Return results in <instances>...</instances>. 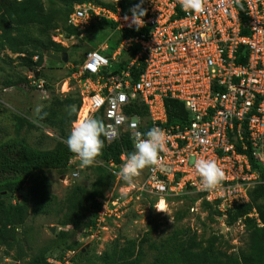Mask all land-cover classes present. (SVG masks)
Listing matches in <instances>:
<instances>
[{
  "label": "built area",
  "instance_id": "1",
  "mask_svg": "<svg viewBox=\"0 0 264 264\" xmlns=\"http://www.w3.org/2000/svg\"><path fill=\"white\" fill-rule=\"evenodd\" d=\"M100 1L115 8L97 0L75 4L68 25L78 35L58 31L52 40L65 46L106 22L115 24L117 31L136 29L125 19L131 12L116 4L120 0ZM144 7V26L136 35L116 48L105 42L100 50L85 54L73 75L82 97L79 115L83 108L82 119L101 115L109 143L131 135L133 117L138 131L161 128L166 147L160 164L144 169L143 187L166 208L170 202H192L197 205L191 207L194 212L209 203L224 217L251 203L253 191L264 184V0H205L198 14L185 12L179 0H145ZM36 73L39 69L30 70L23 85L49 97L45 80ZM15 90L17 86L3 88L5 93ZM121 93L126 100L119 99ZM169 100L180 101L187 116L166 126ZM73 158L78 159L69 162ZM198 158L214 159L225 171L215 190L201 187L194 167ZM78 175L76 170L74 177Z\"/></svg>",
  "mask_w": 264,
  "mask_h": 264
},
{
  "label": "rangeland",
  "instance_id": "2",
  "mask_svg": "<svg viewBox=\"0 0 264 264\" xmlns=\"http://www.w3.org/2000/svg\"><path fill=\"white\" fill-rule=\"evenodd\" d=\"M44 6L57 28L45 30L32 26L29 32L37 42L19 53L5 51L0 54V78L14 79L19 90L5 93L4 85L0 82V143L20 136L30 146L50 151L60 143L66 145L70 134L72 123L68 124V121L73 113L65 100L73 97L78 102L82 99L73 75L85 54L90 50H100L105 42L110 48L117 43L114 42V30L104 23L95 26L86 38L66 42L63 48L69 55L67 63L49 59L42 51V43L58 31H66L71 6L60 0H44ZM107 39H110L109 42ZM39 53L43 61L38 66L42 78L49 84V97L23 85L29 70L34 68L36 56H30ZM55 123L63 129L56 128ZM121 165L95 159L90 166L95 169L93 173L89 166L82 168L79 159L73 158L63 171L42 168L34 172L16 193L0 198V210L3 209L2 201H5L8 207L25 204L28 212L14 236L12 233L0 236V264H64V259L71 264H189L185 257L179 255V249L183 247L190 253L202 255L206 264H234L247 247L249 221L258 219L264 222V186L253 203L256 213L252 209L249 212L252 217L246 214L241 222L237 220L228 225L229 214L224 217L214 214L204 209L203 205L191 212V207L197 206L192 202H170L167 208L161 202L159 207L162 211H157L158 198L149 188L143 187L145 171L142 170L129 185L116 174ZM76 170L78 177H74ZM109 174L115 176L112 186L108 185L111 180L106 179ZM45 180H48L53 197V210L48 214L36 215L32 189ZM77 186L96 191L100 204L98 223L94 228L61 238L58 236L60 231H72L61 222L67 201ZM183 211H187L186 215L179 218ZM46 249L48 251L44 252ZM70 251H74V254H69Z\"/></svg>",
  "mask_w": 264,
  "mask_h": 264
},
{
  "label": "trees",
  "instance_id": "3",
  "mask_svg": "<svg viewBox=\"0 0 264 264\" xmlns=\"http://www.w3.org/2000/svg\"><path fill=\"white\" fill-rule=\"evenodd\" d=\"M49 1L54 2L57 0ZM60 1L64 2V4L68 6H71V13L75 4L82 3L85 0ZM97 2L101 3L105 7L115 8V4L105 3L100 0H97ZM136 3H138V0H120L116 4L125 13H130L129 9ZM70 13L66 19V31L62 33L65 36H77L78 30L68 25ZM105 24L110 25L111 29L114 30V42L117 44L116 46H113V48H116L124 38L137 34L136 29L117 31L115 29V24L110 22H106ZM32 26H39L45 30H54L57 28V26L53 23L52 17L49 16L45 10L44 0H0V54L5 51L19 53L23 51L25 47L37 42V40L33 38L29 32V28ZM42 46L44 47L42 51L49 50L58 54L65 52L63 46L55 43L52 38L43 42ZM33 56H38V61L33 62L34 68L30 69L35 71L39 69L38 64H42L43 60L40 53L39 55L32 54L30 58ZM39 57H41L40 60ZM39 72L38 78H42L40 69ZM0 82L7 88L18 85V83L12 78H6L5 80L0 78ZM26 82H28L27 78L24 83ZM45 88L47 90L50 88L46 80ZM65 102L68 107L75 105L77 109V112L70 116L68 124H71L77 119L82 99L80 98L77 102V99L69 97L65 100ZM167 111L168 123L166 126L176 125L181 121H184V118L187 116L184 106L180 101L169 100L167 102ZM95 118L103 121L101 115H97ZM54 125L60 130L63 129V127L59 124L55 123ZM101 139L104 142V146L101 154L96 157V159L104 163H112L119 166L122 164L121 155L123 153L129 154L134 150L131 135L129 133L122 135L119 140L112 143L107 142L105 136H102ZM74 156L75 154L70 152L67 145L63 143L58 144L53 150L41 151L30 146L20 136H15L7 141L1 142L0 198H5L8 195L11 196L16 193L34 172L42 168L46 167L63 171L70 159ZM88 168L95 173L94 168H91L90 166ZM106 179L111 180L110 184H108L110 186H112L115 182V176L112 174H109ZM263 186L264 184L260 185L253 191L251 194V203L237 206L228 213L231 216L228 221V225H232L235 221L244 218V215L249 214V212L254 208L253 203L256 199V195L263 188ZM32 194L33 200L35 201L34 212L36 215L48 214L52 212L53 197L49 191L48 180L35 185L32 189ZM1 206L3 209L0 210V236H6L9 233H12L14 236L15 230L24 221L25 216L28 213L27 205L24 204L8 207L5 205V201H2ZM203 207L206 210H210L214 214L222 216V214L215 211L209 203H203ZM65 209V212L62 214L61 225L69 226L72 231H60L58 236L61 238L71 237L79 232L94 228L98 223L97 218L100 210V204L97 201L96 191L94 190L77 186L69 197ZM261 212H263V209H261ZM186 213L187 211H183L178 217L182 218L186 215ZM262 224L263 226H261L257 220L254 219L249 221L247 226V247L240 253L239 258L234 261V264H264V222ZM47 251L48 249L44 252ZM179 251V255H181V257H185L189 264H206L202 255L190 253L185 247L180 248ZM229 258L231 257L229 256ZM40 264L49 263L43 262ZM110 264H137V262H111ZM209 264L221 263L211 262Z\"/></svg>",
  "mask_w": 264,
  "mask_h": 264
},
{
  "label": "clouds",
  "instance_id": "4",
  "mask_svg": "<svg viewBox=\"0 0 264 264\" xmlns=\"http://www.w3.org/2000/svg\"><path fill=\"white\" fill-rule=\"evenodd\" d=\"M145 0H138L129 9L131 17L130 27L135 26L136 30L144 26V17L147 15V9L144 7ZM182 9L185 12L201 13L205 8V0H179ZM121 101L126 100V96L121 93ZM77 109L71 106V113H76ZM131 138L134 150L127 157L122 158L123 164L116 173L127 184L131 185L134 178L138 177L142 170L151 166H158L161 162L160 153L166 147V134L159 127H152L146 132L138 131V124L135 117L129 123ZM109 129L102 120L92 116L87 119H76L72 123L71 131L65 143L73 154L79 159L81 167L91 166L96 157L101 154L104 142L102 136H108ZM194 167L200 177V185L205 190H215L225 179V171L214 159L198 158L194 162ZM157 211H162L157 205Z\"/></svg>",
  "mask_w": 264,
  "mask_h": 264
},
{
  "label": "water",
  "instance_id": "5",
  "mask_svg": "<svg viewBox=\"0 0 264 264\" xmlns=\"http://www.w3.org/2000/svg\"><path fill=\"white\" fill-rule=\"evenodd\" d=\"M44 54L49 59H52L54 61H63L64 63H67L68 59H69V55H68L67 52H63L61 55H56V54H53L51 51L44 50ZM35 76L38 78L39 77V73H36ZM53 230L54 229L52 228V231Z\"/></svg>",
  "mask_w": 264,
  "mask_h": 264
},
{
  "label": "bare ground",
  "instance_id": "6",
  "mask_svg": "<svg viewBox=\"0 0 264 264\" xmlns=\"http://www.w3.org/2000/svg\"><path fill=\"white\" fill-rule=\"evenodd\" d=\"M84 113H85V109L83 108V110L81 111V114L79 115V119H82Z\"/></svg>",
  "mask_w": 264,
  "mask_h": 264
},
{
  "label": "crops",
  "instance_id": "7",
  "mask_svg": "<svg viewBox=\"0 0 264 264\" xmlns=\"http://www.w3.org/2000/svg\"><path fill=\"white\" fill-rule=\"evenodd\" d=\"M84 60V59H83ZM83 60H82V62H83ZM82 64V63H81Z\"/></svg>",
  "mask_w": 264,
  "mask_h": 264
},
{
  "label": "snow or ice",
  "instance_id": "8",
  "mask_svg": "<svg viewBox=\"0 0 264 264\" xmlns=\"http://www.w3.org/2000/svg\"><path fill=\"white\" fill-rule=\"evenodd\" d=\"M161 207H163V205H161Z\"/></svg>",
  "mask_w": 264,
  "mask_h": 264
}]
</instances>
